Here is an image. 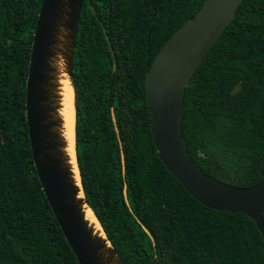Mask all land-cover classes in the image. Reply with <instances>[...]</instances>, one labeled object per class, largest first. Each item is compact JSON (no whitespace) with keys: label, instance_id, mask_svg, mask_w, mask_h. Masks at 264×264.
I'll return each mask as SVG.
<instances>
[{"label":"trees","instance_id":"obj_1","mask_svg":"<svg viewBox=\"0 0 264 264\" xmlns=\"http://www.w3.org/2000/svg\"><path fill=\"white\" fill-rule=\"evenodd\" d=\"M204 1L81 5L72 61L75 162L84 202L125 264H264L254 223L187 195L149 133L144 74ZM40 2L0 0V264H77L40 189L26 135L24 83ZM179 135L206 176L234 187L264 180V0H242L194 70Z\"/></svg>","mask_w":264,"mask_h":264},{"label":"water","instance_id":"obj_2","mask_svg":"<svg viewBox=\"0 0 264 264\" xmlns=\"http://www.w3.org/2000/svg\"><path fill=\"white\" fill-rule=\"evenodd\" d=\"M241 1L205 0L194 17L171 34L144 74V99L151 141L166 171L205 208L248 217L264 242V180L250 187H234L206 176L187 157L179 135L184 90L204 55L233 20ZM82 3L40 2L24 83L26 135L40 189L77 264H125L101 228L95 230L84 218L86 211L94 215L84 202L75 155L72 164L62 134L59 81L65 75L72 88L74 41Z\"/></svg>","mask_w":264,"mask_h":264},{"label":"bare ground","instance_id":"obj_3","mask_svg":"<svg viewBox=\"0 0 264 264\" xmlns=\"http://www.w3.org/2000/svg\"><path fill=\"white\" fill-rule=\"evenodd\" d=\"M60 84V97L61 99V106L62 108L60 109V116L62 117L63 120V137L66 141V148L65 152L70 158V162L73 164V127H74V120H73V92L72 88L69 84V81L67 80L65 75H61V79L59 81ZM75 117V115H74ZM75 173V179L77 180V174L74 170ZM84 218L86 221H88L90 224L94 225V229L99 231L100 227L96 223L94 217L89 211H86Z\"/></svg>","mask_w":264,"mask_h":264}]
</instances>
